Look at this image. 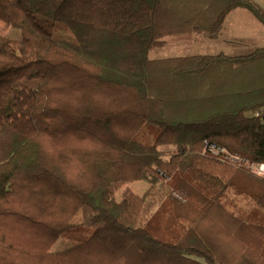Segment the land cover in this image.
Segmentation results:
<instances>
[{
  "label": "trees",
  "instance_id": "obj_1",
  "mask_svg": "<svg viewBox=\"0 0 264 264\" xmlns=\"http://www.w3.org/2000/svg\"><path fill=\"white\" fill-rule=\"evenodd\" d=\"M237 9L264 26L255 0H0V264H264V178L205 152L264 164V47L148 57Z\"/></svg>",
  "mask_w": 264,
  "mask_h": 264
},
{
  "label": "rangeland",
  "instance_id": "obj_2",
  "mask_svg": "<svg viewBox=\"0 0 264 264\" xmlns=\"http://www.w3.org/2000/svg\"><path fill=\"white\" fill-rule=\"evenodd\" d=\"M256 1L264 7V0ZM240 12L245 13V16H240L236 13L232 14L227 18L224 30L220 33H216L215 35L203 33L187 34L191 36L169 37L170 40H167V45H165V47L156 48L149 52V59L159 60L194 55H215L220 52H224L225 54L232 56L247 55L252 53L257 48L264 47V26L258 22L249 11L242 9L237 13ZM256 30L259 31L257 32ZM0 34L13 39L19 38L20 36L19 31L11 29L2 22H0ZM209 37H215L217 41L213 42L209 40ZM229 39L232 41H226ZM221 40H225V42H222ZM140 70H142L141 61ZM149 186V183H135L130 185L132 190L139 195H143ZM167 193L168 189L165 185H160L155 189L152 199L155 200L156 206L154 207L153 212L166 199ZM230 194L232 193H229V200H227V202L234 205V207H238V211L247 210L252 207L250 205L251 203H249L246 198ZM121 198L122 194L119 193L118 200H121ZM262 216H264V214H262ZM71 245L72 243L68 240L60 238L54 245L52 251H63L71 247Z\"/></svg>",
  "mask_w": 264,
  "mask_h": 264
},
{
  "label": "built area",
  "instance_id": "obj_3",
  "mask_svg": "<svg viewBox=\"0 0 264 264\" xmlns=\"http://www.w3.org/2000/svg\"><path fill=\"white\" fill-rule=\"evenodd\" d=\"M205 152L212 156L220 157L223 160L232 163L237 166L248 168L254 175L264 178V164H256L249 162V160L241 158L239 156L229 154L225 149L217 147L214 144L206 142ZM175 196L181 199V196L175 193Z\"/></svg>",
  "mask_w": 264,
  "mask_h": 264
},
{
  "label": "crops",
  "instance_id": "obj_4",
  "mask_svg": "<svg viewBox=\"0 0 264 264\" xmlns=\"http://www.w3.org/2000/svg\"><path fill=\"white\" fill-rule=\"evenodd\" d=\"M255 1H256V0H255ZM258 3H259V2H258ZM259 4H260V3H259ZM260 5H262V4H260ZM240 10H242V9L234 10L233 12H231V13L228 15V17L231 16L232 14H235V13H236V14H239L240 16H245V15H244L245 13H242L243 11L240 12V13H237V12H239ZM244 10H245V9H244ZM228 17H227V18H228ZM227 18H226V20H225V22H224V24H223L221 30H220L218 33L222 32V31L224 30V28H225L224 26H225V24H226ZM256 31L258 32L259 30H256ZM223 33H224V32H223ZM215 34H216V33H215ZM215 34H213V35H215ZM181 36H191V35L168 36V37L164 38L163 41H164V42L166 43V45H167V40H170L169 37H181ZM167 38H168V39H167ZM209 38H210L209 40H211V41H213V42H216V41H217V40L215 39V37H209ZM193 40H194V39H193ZM211 41H210V42H211ZM221 41H222V42H225V40H221ZM221 41H220V42H221ZM226 41H232V40L229 39V40H226ZM220 53H224V52H220ZM220 53H219V54H220ZM215 55H217V54H215ZM227 55H228V54H227ZM231 56H232V55H231Z\"/></svg>",
  "mask_w": 264,
  "mask_h": 264
}]
</instances>
